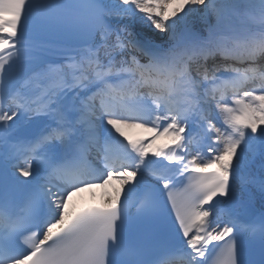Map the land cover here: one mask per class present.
I'll list each match as a JSON object with an SVG mask.
<instances>
[{"label":"snow or ice","instance_id":"1","mask_svg":"<svg viewBox=\"0 0 264 264\" xmlns=\"http://www.w3.org/2000/svg\"><path fill=\"white\" fill-rule=\"evenodd\" d=\"M0 264H264V0H0Z\"/></svg>","mask_w":264,"mask_h":264},{"label":"bare ground","instance_id":"2","mask_svg":"<svg viewBox=\"0 0 264 264\" xmlns=\"http://www.w3.org/2000/svg\"><path fill=\"white\" fill-rule=\"evenodd\" d=\"M172 7H175L172 5ZM164 137V136H163ZM171 141L168 137H164L160 139L159 141L155 142V147H160L164 145L170 144ZM118 183H112L106 187H93L94 193L90 192V189H85L82 192H78L79 194L78 198L71 199L69 203V212L72 213L76 209L81 208L88 204H97V205H103L105 203L106 196L110 195L114 187H118Z\"/></svg>","mask_w":264,"mask_h":264},{"label":"rangeland","instance_id":"3","mask_svg":"<svg viewBox=\"0 0 264 264\" xmlns=\"http://www.w3.org/2000/svg\"><path fill=\"white\" fill-rule=\"evenodd\" d=\"M173 5L177 6L175 3Z\"/></svg>","mask_w":264,"mask_h":264}]
</instances>
